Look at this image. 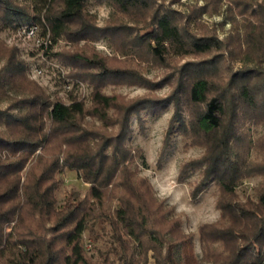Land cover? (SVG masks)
<instances>
[{
  "label": "trees",
  "instance_id": "trees-1",
  "mask_svg": "<svg viewBox=\"0 0 264 264\" xmlns=\"http://www.w3.org/2000/svg\"><path fill=\"white\" fill-rule=\"evenodd\" d=\"M158 1L0 0V35L37 27L49 44L38 53L69 68L61 79L72 85L63 92L67 99H53L28 80L18 50L0 41V264H264V133L253 140L249 130L264 128V0H202L203 8L188 13L172 9L179 0ZM92 2L115 9L104 29L88 11ZM222 12L232 23L224 41L198 21ZM192 22L200 35L192 32ZM101 35L122 37L111 46L129 60L146 61L145 55L163 65L173 57L214 54L175 69L169 98L125 103L107 96L104 87L122 75L130 83L146 82L135 70L111 69L107 58L80 47ZM63 40L71 48L54 52ZM233 60L243 66L237 72L231 71ZM84 85L92 88L90 105L76 92ZM166 104L175 108L169 130L205 149L180 172L182 178L200 172L192 199L211 185L218 190L220 218L199 228L201 258L175 209L134 168L142 153L129 144L132 117ZM68 170L89 191L71 193L59 205ZM251 178L261 179L255 197L241 199L238 188ZM97 222L109 226L111 250L95 249L93 259L83 234L100 241Z\"/></svg>",
  "mask_w": 264,
  "mask_h": 264
},
{
  "label": "rangeland",
  "instance_id": "rangeland-1",
  "mask_svg": "<svg viewBox=\"0 0 264 264\" xmlns=\"http://www.w3.org/2000/svg\"><path fill=\"white\" fill-rule=\"evenodd\" d=\"M158 2L169 4L170 0H159ZM203 8L202 0H179L172 4V9L181 13H188L191 7ZM226 8H224L225 10ZM89 13L95 17V25L99 29H104L109 26L112 18L116 15L115 9L107 4L91 3L89 5ZM224 15H209L202 14L198 19L201 25L218 37L220 40H227L232 31V23L227 20L226 13ZM133 26V24H130ZM192 32L196 35L202 33L200 26L191 23ZM41 31L39 32V36ZM93 40V41H92ZM91 41L80 43V47L87 46L91 51L98 53L103 58H107L109 68L116 69L123 66L129 70H135L145 80L146 85L140 83H130L126 76H118L116 82H110L103 89V92L108 95H117L123 99L125 103H132L142 98H153L165 100L173 91L171 81L168 78L178 76L173 73L175 69L182 66L197 65L205 63V60L212 59L213 54L190 56L184 58L173 57L168 63L160 64L155 59L150 57L146 61L140 58L123 57L118 54L111 46L112 43L120 44L122 37L114 38L110 41L109 37L101 35L99 38ZM0 41L7 49L15 48L18 50L19 57L24 60L28 66L27 78L29 81L44 88L52 98L67 99L68 95L64 92V84L61 79V73L67 74L69 68H63L57 61L46 60L38 53V44L36 39L31 36H22L21 33L13 30L5 31L0 35ZM71 45L63 40L54 49V52L60 50H69ZM244 49V48H243ZM3 56L4 53H1ZM220 60L217 61L219 64ZM4 61L0 58V68ZM231 71L237 72L243 66L239 60H233L229 63ZM225 63L219 64V68L226 71ZM36 70H42L38 74ZM63 71V72H62ZM174 78V77H173ZM79 96L84 97L86 104L90 105V94L92 88L88 85L80 86L76 91ZM7 102L2 104L5 108ZM148 106V105H147ZM164 109L151 113V111H142L139 115H134L131 122V131L133 133L130 146L141 151L142 157L139 158L134 168H136L140 176L147 179L153 187L156 196L164 202L165 206L175 209V212L180 216L182 228L187 234L194 235V252L195 255L201 258V247L199 241V228L204 224L215 223L220 218V212L216 207L218 190L214 185H211L205 190L197 200L191 197V190L195 183L199 180V171H188L183 178L180 177L182 168L189 162L200 159L205 149L198 145H193L192 141L185 138L180 133H177L176 128H171V120L175 113L173 105L166 104ZM187 113H184L186 116ZM253 140H256L264 133L263 126L249 127ZM167 140V141H166ZM251 158H255L252 153ZM181 178V179H180ZM63 184L58 192V204L61 205L67 195L87 194L89 185L84 183L77 177L73 171H66L62 175ZM261 183L260 178H251L245 181L239 188L238 193L241 199L246 197H255V188ZM95 230L100 234V241L95 242L86 232L83 234L85 251L93 259H97V252L111 250V238L109 235V226L103 222H97L94 225Z\"/></svg>",
  "mask_w": 264,
  "mask_h": 264
},
{
  "label": "built area",
  "instance_id": "built-area-1",
  "mask_svg": "<svg viewBox=\"0 0 264 264\" xmlns=\"http://www.w3.org/2000/svg\"><path fill=\"white\" fill-rule=\"evenodd\" d=\"M19 33L22 34V36H31L34 39H36L37 42V46L40 47L42 44L45 45V48L49 45L48 44V38H42L39 36V29L37 27H32L30 29H25L20 31ZM38 72V74H41L42 70H36ZM72 88V85H70L69 83L64 85V91H70Z\"/></svg>",
  "mask_w": 264,
  "mask_h": 264
}]
</instances>
